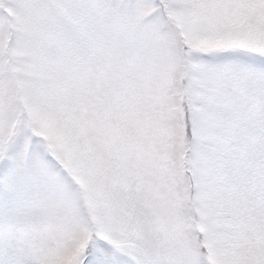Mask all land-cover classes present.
I'll return each mask as SVG.
<instances>
[{
  "label": "snow or ice",
  "instance_id": "snow-or-ice-1",
  "mask_svg": "<svg viewBox=\"0 0 264 264\" xmlns=\"http://www.w3.org/2000/svg\"><path fill=\"white\" fill-rule=\"evenodd\" d=\"M0 264H264V0H0Z\"/></svg>",
  "mask_w": 264,
  "mask_h": 264
}]
</instances>
